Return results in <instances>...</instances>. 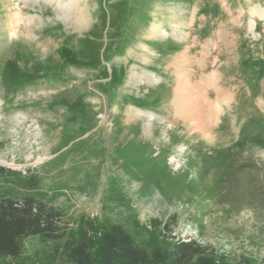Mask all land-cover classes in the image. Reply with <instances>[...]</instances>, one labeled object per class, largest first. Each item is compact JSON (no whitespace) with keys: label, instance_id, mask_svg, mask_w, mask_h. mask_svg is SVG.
I'll return each instance as SVG.
<instances>
[{"label":"rangeland","instance_id":"rangeland-1","mask_svg":"<svg viewBox=\"0 0 264 264\" xmlns=\"http://www.w3.org/2000/svg\"><path fill=\"white\" fill-rule=\"evenodd\" d=\"M0 194L264 257V0H0Z\"/></svg>","mask_w":264,"mask_h":264},{"label":"trees","instance_id":"trees-1","mask_svg":"<svg viewBox=\"0 0 264 264\" xmlns=\"http://www.w3.org/2000/svg\"><path fill=\"white\" fill-rule=\"evenodd\" d=\"M63 211L35 196L0 194V264H19L24 240L38 236L53 242L51 251L35 253L42 264H264V257L236 255L196 239L175 240L167 222L152 219L140 243L128 228L106 217H82L69 227Z\"/></svg>","mask_w":264,"mask_h":264},{"label":"bare ground","instance_id":"bare-ground-1","mask_svg":"<svg viewBox=\"0 0 264 264\" xmlns=\"http://www.w3.org/2000/svg\"><path fill=\"white\" fill-rule=\"evenodd\" d=\"M75 2H78V0H75ZM78 12V11H77ZM77 14V13H76ZM80 17V16H79ZM78 19V18H77ZM80 19V18H79ZM145 52V51H144ZM142 53V52H141ZM185 56V55H184ZM187 56V55H186ZM178 60H180V59H178ZM187 62H188V60H187ZM181 67V66H180ZM189 67V66H188ZM144 68V67H143ZM181 70V69H180ZM146 79V78H145ZM209 80V79H208ZM181 81V80H180ZM191 83V82H190ZM181 84V82L179 83V85ZM192 85H193V83H191ZM187 85H188V83H187ZM184 86V88H185V85H183ZM208 86V85H207ZM187 87V86H186ZM188 87H190V85L188 86ZM221 88V87H220ZM188 89V88H187ZM178 91H180V89L178 90ZM187 91V90H186ZM192 91H194V90H192ZM225 91V90H224ZM224 91H221V93L223 92L224 93ZM186 93V92H185ZM180 94H182V93H180ZM194 94V93H193ZM208 94V93H207ZM197 95V94H196ZM202 95V94H201ZM183 96V95H182ZM192 96V95H191ZM190 96V94H189V97H191ZM195 96V95H194ZM222 95L219 93V95L217 96V97H219V98H217V99H220V97H221ZM198 97V96H197ZM197 97H196V99H197ZM203 97H204V95H203ZM200 98V97H199ZM198 98V99H199ZM206 98V97H205ZM179 99V98H178ZM192 99V98H191ZM195 99V100H196ZM201 99H203V98H201ZM217 99H215L216 101H217ZM182 100V99H181ZM187 100V99H186ZM210 102H211V104H206V106H205V104L203 103L204 102V100H202V102L200 101V103H199V101H196V103H191L192 105H193V108H195V109H191L189 112H188V114L186 115L189 119H194L195 120V123H191L190 124V126H191V129H193V128H196L197 126H198V124H200L201 123V125H202V122H204L205 121V119H207V112H208V110H209V112L210 113H212L211 111H210V108L212 107V106H215V102L214 103H212L213 101H211V100H209ZM188 102V101H187ZM189 102H191V101H189ZM193 102H194V100H193ZM210 102H208V103H210ZM217 102H219V100L217 101ZM219 104V103H218ZM209 105H211V106H209ZM181 107V106H180ZM184 107V106H183ZM191 108H192V106H191ZM214 108V107H213ZM182 109V108H181ZM184 109V108H183ZM185 110V109H184ZM207 111V112H206ZM214 111V110H213ZM181 112H183V110L181 111ZM186 113H187V111H186ZM210 115H212V114H210ZM210 115H208V116H210ZM175 122V121H174ZM176 123V122H175ZM188 124V123H187ZM204 125V124H203ZM194 130V129H193Z\"/></svg>","mask_w":264,"mask_h":264}]
</instances>
